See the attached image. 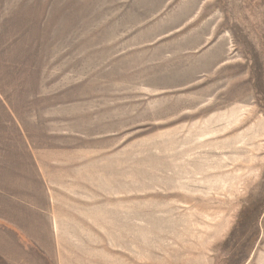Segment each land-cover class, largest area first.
I'll return each mask as SVG.
<instances>
[{
  "label": "rangeland",
  "instance_id": "1",
  "mask_svg": "<svg viewBox=\"0 0 264 264\" xmlns=\"http://www.w3.org/2000/svg\"><path fill=\"white\" fill-rule=\"evenodd\" d=\"M0 264H264V0H0Z\"/></svg>",
  "mask_w": 264,
  "mask_h": 264
}]
</instances>
